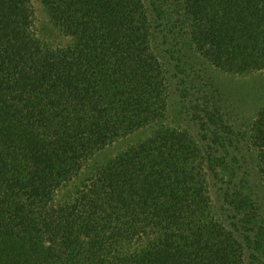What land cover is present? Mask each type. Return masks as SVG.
<instances>
[{
    "label": "trees",
    "instance_id": "1",
    "mask_svg": "<svg viewBox=\"0 0 264 264\" xmlns=\"http://www.w3.org/2000/svg\"><path fill=\"white\" fill-rule=\"evenodd\" d=\"M38 1L63 42L35 32L32 0H0V264H246V247L264 251L243 178L219 197L233 229L213 203L206 169L219 148L163 126L170 90L156 50L167 19L209 64L262 70L264 0H162L156 16L144 0ZM197 106L214 138L215 115ZM250 126L264 185V106Z\"/></svg>",
    "mask_w": 264,
    "mask_h": 264
},
{
    "label": "rangeland",
    "instance_id": "2",
    "mask_svg": "<svg viewBox=\"0 0 264 264\" xmlns=\"http://www.w3.org/2000/svg\"><path fill=\"white\" fill-rule=\"evenodd\" d=\"M160 1L162 0H144L149 13L156 16L154 4L158 6ZM164 9L171 10L168 5ZM32 10L33 28L39 37L56 43L66 39L53 26L46 9L38 0H32ZM166 20H162L157 29L156 48L166 68L170 90L168 114L162 120L163 126L174 128L182 133L183 138H195L202 143L211 142L219 148L220 152L216 156H223L209 162L211 167L206 169L207 183L213 203L219 209V216L228 228L233 229L235 220L219 207V197L224 188L233 190L234 185L242 178L244 189L248 188L252 192L259 214L264 218V185L255 172L256 156L249 144L252 136L250 123L256 118L258 108L264 106V69L240 73L223 71L209 64L199 52L188 50V46L183 45L185 38L175 35L176 29L181 26L175 25L172 20ZM170 29L173 32H169ZM160 33L166 37H162ZM159 36L162 38L158 39ZM197 104L201 108L210 109L215 115V120L209 121V128L216 135L214 138L209 129L201 128V120H207V115ZM232 130H239L243 137L239 140L232 138L229 142ZM147 136L148 130L141 129L120 137L97 157H100V161L107 160ZM237 158L242 159L238 164ZM262 222L264 225V220ZM256 245L257 249L245 248L246 264H264V251Z\"/></svg>",
    "mask_w": 264,
    "mask_h": 264
}]
</instances>
